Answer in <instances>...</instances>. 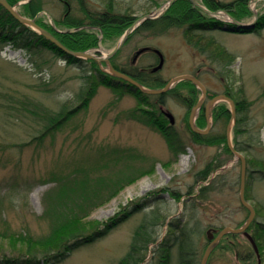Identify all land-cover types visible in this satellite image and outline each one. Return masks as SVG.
<instances>
[{
    "label": "rangeland",
    "instance_id": "obj_1",
    "mask_svg": "<svg viewBox=\"0 0 264 264\" xmlns=\"http://www.w3.org/2000/svg\"><path fill=\"white\" fill-rule=\"evenodd\" d=\"M23 1L34 2V7L39 10L35 19L52 32L69 34L79 29L92 31L98 38V44L93 48H99L100 54H105L117 44L121 36L108 39L104 30L88 27V23L85 27L69 26L64 22L65 18L83 19L84 13L79 6L89 13L116 9L138 18L145 13L160 11L168 0H72L73 3H68L67 7L60 0H18L19 11L30 16L31 11L26 9ZM197 1L207 6L205 0ZM221 1L227 3L238 0ZM245 1L246 4L241 5L236 12L226 8H210L217 11L216 14L209 15L218 18L222 28H214L215 33L208 37L211 42L206 51L190 45L182 28L172 27L159 34H135L119 49L114 60L120 68L129 71H136V66L137 70L141 68L150 71L159 63L157 54L149 50L137 58L135 55L144 46L157 48L164 55V65L153 77L167 82L180 74H193L206 86L207 100L225 93L235 101V105L236 101H245V105L249 107L247 121L251 122L249 124L253 131L260 132L262 139V146H256L253 153L257 157H263L264 0L254 3ZM220 9H224V12H220ZM252 10H255L257 17ZM209 50L216 53L222 50L226 52L225 57L232 59L231 65L226 66L224 61L219 65L207 55ZM33 57L28 50L0 41V88L27 93L36 101L54 109H58L63 102L74 100L82 87V75L90 68L89 62L81 65L68 64L62 56L49 49L37 51ZM31 61L34 65L36 61L42 70L37 72L38 67L32 66ZM101 67L107 68L106 65ZM200 96L199 91L194 94L192 86L180 84L177 91L169 95L166 103L162 104L175 116L172 125L167 117H160L163 129L154 125L148 117H141V112H136L139 101L135 95L102 84L98 85L96 93L86 107H80L76 112L69 114L43 139L30 140L28 133H34L30 124L10 125L9 128L0 124V197L6 199L3 206H0V233L11 235L26 232L34 236L47 233L49 225L40 218V214L44 208L43 194L53 184L51 174L68 173L75 168L95 165L99 167L105 159L110 158L108 154L121 151L138 153L140 157L137 158L141 161L135 164H154V169L95 207L81 221L86 225H96L100 222L102 227L109 217L117 215V219L123 216L113 228L97 239L79 244L71 250L69 256L55 264H117L119 258L127 251L140 218L147 211L133 213L137 210L134 204L144 199L146 209L153 203L154 207L166 215L156 243L169 233V222L172 219L192 222L190 216L194 212L198 225L204 229L198 244L199 250L204 252L209 243L206 232L209 227L216 230L225 226L238 227L248 213L240 200L241 161L227 150V139L220 140L227 130L228 123L224 124L222 120L214 126L205 141L201 142L193 137L189 115ZM76 103L78 99L74 101V104ZM225 105L230 107L229 103ZM148 106L146 104L144 107L153 109ZM199 126L205 128L206 120L200 119ZM165 132L174 133L175 147L169 144ZM231 136L235 145L234 126ZM246 138L245 134H241V141ZM242 155L246 157L243 152ZM208 164L214 167L209 179L197 181L198 173ZM118 167L120 166H113L111 169L117 170ZM111 169L104 168L101 172ZM214 177L218 181L212 186L214 188L201 192L202 186L210 183ZM249 185L248 196L245 189V198L256 211L259 209L256 206H263L261 203H264V179L260 174H256ZM165 186L178 189L184 194L174 198L163 189ZM190 187L193 189L191 193L188 192ZM196 195L199 197L195 200ZM192 200H195L193 205ZM125 214L129 216H124ZM261 217L264 221L263 210ZM262 237L260 245L258 244L260 264H264V235ZM228 241L233 249L227 248ZM154 246L153 243L150 245L142 264L155 263L152 262ZM250 250V258H244ZM24 254V246L17 235L0 238L1 257L16 259L17 256L25 257ZM257 263L258 257L253 252L252 245L245 236L239 235L233 239L223 237L208 264ZM171 264H179L176 253L172 256Z\"/></svg>",
    "mask_w": 264,
    "mask_h": 264
},
{
    "label": "trees",
    "instance_id": "obj_2",
    "mask_svg": "<svg viewBox=\"0 0 264 264\" xmlns=\"http://www.w3.org/2000/svg\"><path fill=\"white\" fill-rule=\"evenodd\" d=\"M9 1L15 4L18 0ZM205 3L207 7L211 9L226 8L231 12H236L241 5L246 4V1L238 0L226 3L221 0H205ZM24 5L28 11H31L30 17H35L39 12V10L34 7V2H28ZM65 6H68V4L66 3ZM79 8L84 13L83 19L72 20L70 17H66L64 22L74 27H85L86 23H88V27H96L100 31L104 30L108 34L106 35L108 39L119 38L136 19V17L130 15V13L117 11L116 9L103 13H89L80 6ZM208 15V13L194 5L190 0H176L163 16L156 19L144 20L132 32L128 40L137 33L151 32L159 34L168 31L172 27H180L183 29L184 37L190 45L201 51H206L211 42L208 37L215 33L214 28H216V30L222 28L220 25L221 22L216 17ZM86 20H88V22H86ZM37 22L45 26L38 20ZM53 33L66 46L74 50H88L98 44L97 36L87 29H79L69 34L62 32ZM0 41L3 43L9 42L16 47L28 50L32 58H34L33 56L37 51L41 52L45 49H49L57 55L62 56V59L66 60L68 64L77 63L81 65L85 64V62H89L90 68L87 70L88 72L82 75L83 82L79 93L75 95L74 100L63 102L58 109H54L41 101H36L33 97L27 95V93L0 88V124L8 126V128L10 125L30 124L34 131V133H28L29 136H31L30 140L43 139L47 133L60 125L69 114L76 112L80 107H86L100 84L110 86L114 90L121 89L122 92L127 91L135 95L139 101L138 107L135 109L136 112H141V117H148L154 125H158L157 127L161 129H163V126L159 119L161 116H165L162 114L159 105L165 104L167 97L173 95L180 84L185 83L192 86L195 95L197 91L200 92L199 88H197L192 81L182 80L167 92L161 94L144 93L126 80L101 70L97 61L94 59H87V61H85L83 58L67 54L30 26L20 23L1 4ZM207 55L217 61L219 65H222L224 62L226 66L229 64L231 65V57H225L227 53L223 50L218 53L209 50V54ZM114 59L115 55L111 60L116 68L129 73L146 86L162 87L166 83V81H161L153 77L155 72L147 71V69L137 70L136 66V71H129L125 68H120ZM31 62L32 66L38 67V69H36L37 72L42 70L36 61L35 65L33 61ZM152 98H156V100ZM76 99H78V103L74 104ZM146 104L153 109L144 107ZM225 104L226 102L224 101L220 102L214 109L216 125L218 123L220 124L222 120L224 124L228 123L230 119L231 112ZM246 105L245 101H236L234 140L236 149L242 151L246 155V195L248 196L250 187L249 182L253 179V176L260 174L264 179V156L257 157L253 153L256 146L262 144V139L260 132L258 130H256V132L253 131L251 124H249L251 122L249 121L248 123L247 121V111L249 107ZM133 114H135L134 111ZM200 119L204 120L205 118L204 116L199 117L197 119L198 124ZM165 133L169 138V144L175 147L176 140L174 141V133ZM192 134L196 140H200L201 142L205 141L207 136L194 131H192ZM241 134L247 136L246 140L241 141ZM226 139L225 132L220 140L226 141ZM227 150L231 152L229 147ZM113 153L114 154H108L110 158L105 159L99 167L95 165L92 167L75 168L68 173H52L51 182H53V184L43 194L44 208L40 214V218L45 220L47 225H49L47 233L39 236H34L26 232L11 235L8 233H0V238L15 237L17 235L25 251V257L17 256L16 259L14 257L0 256V264H40V256L50 264L58 261L60 262L69 255L66 251L61 250V248L70 249L74 244H78L79 242L94 240V238L105 234L110 228H113L123 216L117 219V215L109 217L105 220L104 226L102 227V223L100 222L96 225H86L81 221L86 218L95 207L105 203L126 185L134 182L143 174L149 173L154 169V164L150 166L144 164L136 165L135 162L141 161L138 160L140 157L138 153H121V151H114ZM113 166L120 167H118L117 170H112L111 168ZM104 168H110L111 171L101 172V169ZM213 168L208 164L205 169L198 173L197 181L209 179L208 177L214 170ZM216 182L218 181L216 177H214L211 179L210 183L202 186L201 192L204 193V191H208L209 188L213 189L214 187L212 188V186H214ZM238 183L239 178L237 179V184ZM163 189L169 191L174 198L184 194L178 189L169 188V186H165ZM192 190V187H190L188 192L191 193ZM198 197L199 195H196L195 200ZM195 200H192V205ZM5 201L6 199L4 197H0V206H3ZM261 204L263 206H256V208H259L256 209V217L247 229L259 245L264 235V221L261 220V210L264 211V203ZM145 205L146 202H143L142 205H137V210L133 213L138 212L139 209H143ZM242 207L249 213V210L245 208L244 205H242ZM148 209L140 218L133 231L128 249L125 254L119 258L117 264H142L146 257V253L150 250L151 243H155L152 258V262H155L154 264H171L174 253L178 255L179 264H200L203 250H199L198 244L204 229L200 228L198 225V221L194 215L195 213H191L192 216H190V219H193L192 222L190 220L183 222L181 219L177 221L172 219L169 222V233H167L161 241L156 243L160 233L159 230L161 225H163V219L166 218V215L157 207H154V205ZM127 214L124 216H129ZM2 220L6 223L4 218H2ZM239 235L241 236V234L230 233L226 236L229 237V239H233L239 237ZM71 240L74 241V243H72L73 241L71 242L73 245L69 244ZM228 244L229 246H227V248L230 247L233 249L230 241H228ZM218 248L219 244L211 253L208 263ZM251 253L250 250L244 258H250Z\"/></svg>",
    "mask_w": 264,
    "mask_h": 264
},
{
    "label": "water",
    "instance_id": "obj_3",
    "mask_svg": "<svg viewBox=\"0 0 264 264\" xmlns=\"http://www.w3.org/2000/svg\"><path fill=\"white\" fill-rule=\"evenodd\" d=\"M194 5L198 6L201 8L203 11L214 15L217 13V11H212L209 8H207L205 5L201 4L197 0H190ZM257 0H250V3H254ZM175 2V0H168L167 3L160 9L158 12H151V13H145L144 15L136 18L133 22L132 25H130L126 31L123 33V35L120 37L118 43L108 52L105 54H100L99 52L100 49H96V51L92 52L91 50H86V51H81V50H74L66 46L60 39H58L51 31H49L47 28L43 27L42 25L38 24L34 18L28 17L23 15L18 9L16 5H12L8 0H0V4L3 5L11 14L12 16L17 19L19 22L31 26L34 28L37 32H39L41 35L49 39L51 42H53L55 45H57L60 49H62L64 52H66L69 55H73L78 58H92L96 60L99 65L103 62L106 63L107 68H102V70L106 73H109L110 75H113L115 77L122 78L126 80L127 82L133 84L136 86L138 89H140L142 92L149 93V94H161L169 89H171L173 86H175L179 81L182 80H189L192 81L200 90H201V96L198 99V101L195 103V105L191 108L190 115H189V124L191 128L199 133H207L211 129L213 125V108L215 105L220 102V101H227L230 104V111H231V117L229 120V123L227 125V141L228 145L231 148L232 152L241 160V174H240V200L242 204L249 210V215L245 222L239 226V227H233V226H225L224 228L220 230H216L215 228H210L207 231L208 234V239L210 242L206 246L201 260L200 264H207L208 259L215 249V247L218 245L219 241L222 239V237L228 233H244L249 241L251 242L254 250L258 253V246L255 241V239L250 235L247 231V228L251 224V222L254 220L256 211L254 206L247 201L245 198V184H246V170H247V163L245 157L242 155L241 152H239L233 142H232V136L231 132L233 130V126L236 121V105L235 101L227 94L221 93L218 94L212 98H210L206 104H205V114L207 117V127L206 128H200L196 124V118L200 112L201 107L203 106L206 97H207V88L203 84V82L195 75L193 74H180L177 75L171 79H169L166 84L163 87L160 88H152V87H147L144 84H142L139 80L135 79L133 76L128 74L127 72L117 69L113 63L111 62V57L122 47V45L127 41L131 33L134 31L137 26H139L144 20L146 19H156L161 17L166 13V11L171 7V5ZM252 9V8H251ZM220 12H224V9H220ZM253 11V10H252ZM254 16L257 17V13L255 10L253 11ZM238 23V22H237ZM240 23V22H239ZM241 24V23H240ZM243 25V24H242ZM249 26V25H246ZM151 47L149 46H144L140 48L135 55V58L139 56L142 52L146 50H150ZM153 50L159 55V63L152 68V71L155 72L163 67L164 64V55L163 53L157 49L153 48ZM164 113L169 117L170 122L174 123L175 118L173 114L170 111L163 110ZM215 233H217L215 235ZM260 264V260L259 263Z\"/></svg>",
    "mask_w": 264,
    "mask_h": 264
},
{
    "label": "flooded vegetation",
    "instance_id": "obj_4",
    "mask_svg": "<svg viewBox=\"0 0 264 264\" xmlns=\"http://www.w3.org/2000/svg\"><path fill=\"white\" fill-rule=\"evenodd\" d=\"M60 1H62V2H64L65 4L67 3H69L70 4V2L71 3H73V1L72 0H60ZM30 3H31V1H29ZM67 7V6H66ZM141 69V68H140ZM160 107H161V104H160ZM200 116H205L204 118H205V120H206V123H207V117H206V114H205V110H204V108H202L201 109V111H200V113H199V115H198V118L200 117ZM197 118V119H198ZM214 125H215V117H214V110H213V127H214ZM212 127V128H213Z\"/></svg>",
    "mask_w": 264,
    "mask_h": 264
}]
</instances>
